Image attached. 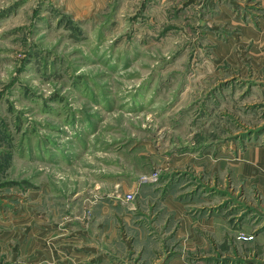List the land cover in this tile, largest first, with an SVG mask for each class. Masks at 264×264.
<instances>
[{
    "label": "rangeland",
    "instance_id": "1",
    "mask_svg": "<svg viewBox=\"0 0 264 264\" xmlns=\"http://www.w3.org/2000/svg\"><path fill=\"white\" fill-rule=\"evenodd\" d=\"M56 1L0 0V264H22L30 201L44 231L69 228L73 201L87 206L112 190L107 177L123 172L130 149L152 154L150 165L116 175L156 183L159 200L209 189L189 167L164 168L166 155L236 137L264 143V0H112L84 16ZM155 171L156 180L141 179ZM230 186L217 209L233 223L252 207ZM115 195L150 200L144 190ZM186 259L235 261L202 248Z\"/></svg>",
    "mask_w": 264,
    "mask_h": 264
},
{
    "label": "crops",
    "instance_id": "2",
    "mask_svg": "<svg viewBox=\"0 0 264 264\" xmlns=\"http://www.w3.org/2000/svg\"><path fill=\"white\" fill-rule=\"evenodd\" d=\"M111 1L58 0L56 3L74 11L75 15L84 16ZM210 4L212 0L208 6ZM221 5L224 9V4ZM226 14L221 10L220 15ZM142 153L147 152L130 149L127 154L129 163H120L123 172L107 175L108 179L114 180L112 190H98L105 191V194L92 196L91 204L87 206L86 202L79 200L80 197L73 201L72 218H76L77 223L73 222L65 230L44 231L37 224V220L44 217L34 216V203L30 201L26 218L29 226L21 249L22 264H217L188 261L186 254L194 248L210 251L213 256L225 251L235 258L233 264H264V215L259 220L248 221L257 209H264V143L236 138L216 143L200 153L188 151L166 155L162 161L164 168L189 167L192 175L201 177L209 189L200 194L191 187L185 197L176 191H167L159 200V194L152 193L156 190V183L143 182L138 187L136 182L129 185L116 175L124 177L125 168L129 174L137 172L141 175L138 172H143L144 165H150L152 157V154L144 156ZM227 177L231 182L230 191L247 199L246 205L252 207L245 217L239 218L241 212L235 213L233 223L232 220L226 222L222 211L217 209L223 201L219 190L224 188ZM143 190L145 195H150V200L136 198L127 202L122 197L111 196L124 191H135L137 196ZM141 198H144L143 193ZM89 204L94 217L84 221V216L89 217L86 212ZM204 207L213 208V213L207 216L205 210L208 208ZM224 227L229 228L228 233H224ZM240 230L254 234V238H238ZM55 234L58 236L53 237ZM16 250H11L14 254H7L9 261L18 253ZM134 256L138 259L134 260ZM236 259L242 262L238 263Z\"/></svg>",
    "mask_w": 264,
    "mask_h": 264
},
{
    "label": "built area",
    "instance_id": "3",
    "mask_svg": "<svg viewBox=\"0 0 264 264\" xmlns=\"http://www.w3.org/2000/svg\"><path fill=\"white\" fill-rule=\"evenodd\" d=\"M158 177V171H155V172H152L150 174H143L141 176V179L142 180H156ZM126 199L127 200H130V199H133L135 197L134 193L133 192H128L126 195H125ZM253 236L250 235L248 236V234H245L244 232H242V234H240V238H244V239H249V238H252Z\"/></svg>",
    "mask_w": 264,
    "mask_h": 264
},
{
    "label": "flooded vegetation",
    "instance_id": "4",
    "mask_svg": "<svg viewBox=\"0 0 264 264\" xmlns=\"http://www.w3.org/2000/svg\"><path fill=\"white\" fill-rule=\"evenodd\" d=\"M236 138H238V137H236Z\"/></svg>",
    "mask_w": 264,
    "mask_h": 264
}]
</instances>
